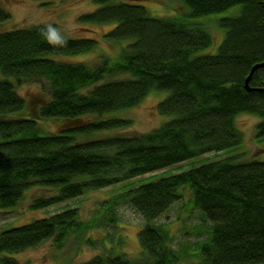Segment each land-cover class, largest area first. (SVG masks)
Masks as SVG:
<instances>
[{
	"label": "trees",
	"instance_id": "16d2710c",
	"mask_svg": "<svg viewBox=\"0 0 264 264\" xmlns=\"http://www.w3.org/2000/svg\"><path fill=\"white\" fill-rule=\"evenodd\" d=\"M175 1L182 15L153 17L137 4L142 0H93L97 8L77 22L111 25L103 41L118 47L115 59L89 38L50 43L46 25L0 30V213L16 208L32 187L53 193L28 207L39 210L235 148L240 114L259 117L255 136L264 140V65L250 77L252 90L244 88L251 68L264 63V1ZM10 20L0 8V24ZM211 22L223 39L215 54H200L214 42L205 27ZM88 53L98 55L96 64L58 59ZM31 83L41 93L20 96L18 88ZM150 91L167 92L156 111L168 121L140 136L98 138L128 128L129 119L109 115L135 108ZM185 186L191 207L210 224L198 264H264V159L242 155L123 189L118 196L144 222L137 258L100 255L83 264H185L168 230L154 224ZM89 229L70 209L6 230L0 264H19L12 255L49 239L59 247L80 243Z\"/></svg>",
	"mask_w": 264,
	"mask_h": 264
},
{
	"label": "rangeland",
	"instance_id": "374dc122",
	"mask_svg": "<svg viewBox=\"0 0 264 264\" xmlns=\"http://www.w3.org/2000/svg\"><path fill=\"white\" fill-rule=\"evenodd\" d=\"M112 2H126V0H112ZM137 4L145 7L153 17L182 15L181 11L174 10L177 8L175 0H142V3ZM0 8L11 16L10 22L0 24V30L28 28L38 24L52 25L62 31L65 37L93 39L97 42L96 51L99 50L100 53L106 54L112 59L118 57V47H109L103 41V35L111 25L95 26L77 22L80 15L97 8L93 0H0ZM206 19L201 18L196 21L203 22ZM206 25L205 27L213 36L214 42L199 53L215 54L223 39V32L213 22L206 23ZM58 59L96 64L98 55L88 53L67 58L59 57ZM17 91L24 98L36 97L41 93L40 86L33 83L25 84L19 87ZM166 96L167 92L150 91L135 108L119 115H109L110 118L129 119L131 125L125 129L102 132L98 138L114 135L140 136L158 128L169 120V117L160 116L156 111V105ZM259 121V117L250 114H240L235 118V126L242 135L241 144L235 148L204 154L162 170L139 176L131 182L98 191H90L81 197L48 208L29 210L28 207L34 199L47 198L49 195H53L52 191L39 187L30 188L25 192L16 208L0 213V233L70 209H75L79 220L86 226H90V229L85 237L81 235L80 243L75 242L76 240H63L61 247H59L54 239H49L35 248L27 249L11 257L19 264H83L96 256H114L121 253L131 260L136 259L139 254L137 233L144 222L118 194L122 193L123 189L137 187L235 156L242 155L246 160H263L264 140L259 141L255 136V125ZM46 126L49 129L53 128L50 123H46ZM180 193L182 198L156 219L154 224L168 230L171 236V247L178 253H184L183 262L185 264H198L197 249L207 241L210 224L201 212L191 207L190 189L185 186L180 189ZM88 240H91L90 244L86 242Z\"/></svg>",
	"mask_w": 264,
	"mask_h": 264
},
{
	"label": "clouds",
	"instance_id": "9594fccd",
	"mask_svg": "<svg viewBox=\"0 0 264 264\" xmlns=\"http://www.w3.org/2000/svg\"><path fill=\"white\" fill-rule=\"evenodd\" d=\"M45 31L48 33L49 36L55 37L54 41L49 39L50 43H63L64 42L65 34L62 31L58 30L56 27L52 25H48Z\"/></svg>",
	"mask_w": 264,
	"mask_h": 264
},
{
	"label": "water",
	"instance_id": "95a60500",
	"mask_svg": "<svg viewBox=\"0 0 264 264\" xmlns=\"http://www.w3.org/2000/svg\"><path fill=\"white\" fill-rule=\"evenodd\" d=\"M259 1H264V0H259ZM263 65H264V63H261V64L254 65V66L251 68V70H250V72H249V75H248L247 78L245 79V83H244V88H245V90H247V91H251V90H252V89L248 86V82H249V80H250V77H251L252 73H253L257 68H259V67H261V66H263Z\"/></svg>",
	"mask_w": 264,
	"mask_h": 264
}]
</instances>
